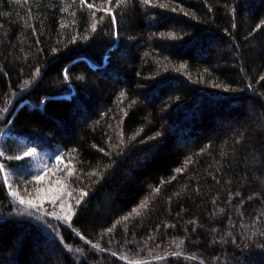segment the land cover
Returning a JSON list of instances; mask_svg holds the SVG:
<instances>
[{"label": "trees", "instance_id": "trees-1", "mask_svg": "<svg viewBox=\"0 0 264 264\" xmlns=\"http://www.w3.org/2000/svg\"><path fill=\"white\" fill-rule=\"evenodd\" d=\"M0 150L73 208L0 177V264H264V0H0Z\"/></svg>", "mask_w": 264, "mask_h": 264}, {"label": "snow or ice", "instance_id": "snow-or-ice-1", "mask_svg": "<svg viewBox=\"0 0 264 264\" xmlns=\"http://www.w3.org/2000/svg\"><path fill=\"white\" fill-rule=\"evenodd\" d=\"M80 2L83 4L86 2V0H80ZM143 2L145 4L149 3V0H143ZM87 7L89 9H93L94 5L89 3L87 4ZM96 11H104L106 15H110L111 14V9H95V11H93V16H95V12ZM103 16L100 17L101 20H103ZM113 23L115 24V17H113ZM96 23L94 22L92 24V29L95 30L96 29ZM183 67V65L181 66ZM28 81H25V84H27ZM24 157H28L30 155H32V153L30 151L24 152ZM3 154L0 153V157H2ZM16 160H21L22 157L21 156H16L15 157ZM56 160V164H55V172H53L52 174L55 175L57 172L62 171L61 165L63 164V160L62 157L60 155H57L55 157ZM177 171L179 172L180 169H177ZM49 172H52V168L51 167H47V170L44 172L43 175H36L34 177V180L36 181L37 184L43 182L46 178V176L48 175ZM0 173H4V180L3 183L5 186H9L11 183H13L12 181V173L7 171V166L4 164H0ZM69 175H71V171H69L68 173ZM59 186V187H57ZM63 188H64V184L62 183V181L60 179H55V180H51L50 181V187L48 189L49 195L47 197L48 201L53 204L56 205L57 202L59 201V207L61 209H64V202H63V195H53V193L59 192V193H63ZM38 192L42 193L44 192V189H38ZM9 195L11 197H13L20 205L25 206L26 208L32 209V212L28 213L29 215H36L38 219H42V217L44 215L47 216H51L55 219H59L62 221H71L72 219V215L71 213L73 212V208L71 204H68L67 206V210L65 212L64 215H59L55 212H47L44 208H43V203H44V199L45 197H38V199L40 200L39 203L36 202V200L34 199H25L23 197H21V195L16 191V190H11L9 192ZM87 193H81V199L76 201V205L79 206L81 205L84 196H86ZM141 208L146 207V202L141 204L140 206ZM135 212L136 215H139V211L138 210H133ZM125 220L127 219V217L124 218ZM115 227V225L113 226ZM108 231H111V229H109ZM94 247L99 248V244L94 245Z\"/></svg>", "mask_w": 264, "mask_h": 264}, {"label": "rangeland", "instance_id": "rangeland-1", "mask_svg": "<svg viewBox=\"0 0 264 264\" xmlns=\"http://www.w3.org/2000/svg\"><path fill=\"white\" fill-rule=\"evenodd\" d=\"M30 151L32 153V155L28 156V157H22V161H19V163L21 164H25V171L23 172H15L10 170V166L13 165H19V163L13 164L11 160L7 161L5 163V165L7 166V171L12 173V181L13 183H11L9 186H6L7 190H8V194L11 190H16L21 197L25 198V199H34L36 200L37 203L40 202V200L38 199V197H45L44 199V203H43V208L47 211V212H55L59 215H64L66 210H67V206L68 204H70V201H68V195L66 192L65 187L63 188V193H53V195H63V202H64V209H61L59 207V201L57 202L56 205L51 204L47 197L49 195L48 189L50 187V181L51 180H55L58 177H55L52 175V172H49L48 175L46 176L45 180L39 184L36 183V181L34 180V177L36 175H43L44 172L47 170V157L43 152H37L35 150H27ZM26 151V152H27ZM1 153V150H0ZM18 160H15V162ZM3 164V163H2ZM4 173H0V177L2 178V180H4ZM22 176L26 179H29V183L27 188H25L24 190H20L19 185L16 182V179H18V177ZM59 187V186H57ZM44 189V192L40 193L37 190L38 189ZM66 193V196L64 195ZM10 196V195H9ZM67 197V198H66ZM10 200L13 202L14 207L18 210V212L22 215H26V216H30L28 213L32 212V209L26 208L25 206L20 205L13 197L10 196ZM52 218L55 219L51 216H47L44 215L43 218L47 219V218ZM59 220V219H57Z\"/></svg>", "mask_w": 264, "mask_h": 264}]
</instances>
